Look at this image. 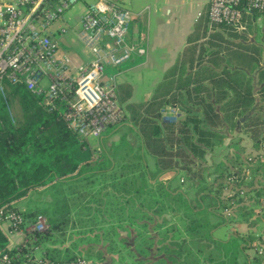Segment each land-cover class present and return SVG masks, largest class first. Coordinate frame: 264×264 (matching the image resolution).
<instances>
[{"label": "trees", "instance_id": "obj_1", "mask_svg": "<svg viewBox=\"0 0 264 264\" xmlns=\"http://www.w3.org/2000/svg\"><path fill=\"white\" fill-rule=\"evenodd\" d=\"M55 1L50 0L47 6L52 7ZM263 11H243L241 28L219 23L209 29L207 13L201 16L188 44L163 72L148 99L132 101L131 87L118 84L123 122L139 138L137 153L128 156L127 161L118 160V144H111L110 152L103 148L100 155L87 139L78 136L62 114L63 104L52 107L23 84L4 81L5 99L0 95V207L22 216L17 230L23 233L20 242L9 246L0 225V252L10 256L4 264H26L28 257L35 255L34 249L42 257L57 260L83 255H61L57 248L45 246L42 241L53 231L74 224L72 202L67 194L79 193L96 175L109 179L95 188L96 193L109 186L106 193H122L127 201L147 193L151 199L148 204L152 203L157 212L165 197H169L172 209L171 203L180 205V191L170 189L166 184L169 178L162 176L182 171L194 181L193 186L196 184L197 194L203 192L213 198V206L208 209L189 207L182 200V206L193 215L184 213L183 220L189 221L185 230L212 229L216 223L204 219L210 213L227 223L247 222L250 226L260 221L264 226V185L246 179L258 171L264 176V158L260 153L247 157V167L240 164L238 156L230 154L227 157L233 167L222 161L215 163L211 171H207L208 166H192L196 158L204 157L207 149L222 145L225 134L219 128L231 130L238 125L239 118V130L247 135L252 147H264V55L260 44L248 38L253 22ZM173 106L179 109L180 116L174 121L161 120V110ZM145 152L153 157V170L147 168ZM204 171L213 175L209 184ZM152 179L151 187H147ZM230 182V192L223 194ZM38 188L50 197L45 206L22 210L12 204ZM89 193L94 195L91 190ZM80 206L77 219L83 217L87 208ZM202 209L208 213L202 214ZM37 214H42L47 224L42 231L29 229ZM261 233L248 231L231 237L226 243V264H239V253L247 247L254 248L248 264H264V247L261 253L257 251L264 244ZM205 240L212 239L205 236ZM240 243H244L242 247ZM84 256H89V252Z\"/></svg>", "mask_w": 264, "mask_h": 264}, {"label": "built area", "instance_id": "obj_2", "mask_svg": "<svg viewBox=\"0 0 264 264\" xmlns=\"http://www.w3.org/2000/svg\"><path fill=\"white\" fill-rule=\"evenodd\" d=\"M77 1L56 0L48 7L50 0H11L0 6V95L5 99L4 81L21 83L41 95L45 104H63L62 114L78 136L100 138L107 129L123 123L115 70L134 54L144 55L146 49L140 40L128 37L133 18L129 9L110 0H91L77 28V37L90 58L75 65L51 30ZM253 9L263 10L264 0H208V27L225 23L241 28L242 12ZM68 26H58L57 30L66 33ZM179 116L175 106L161 110V120L174 121ZM0 222L6 231H15L22 216L0 207ZM46 227L44 216L37 214L29 229L42 231ZM261 236L264 240V230ZM263 247L257 251L261 253ZM9 261L8 253L0 252V264ZM26 264L92 263L84 255L61 260L31 255Z\"/></svg>", "mask_w": 264, "mask_h": 264}, {"label": "crops", "instance_id": "obj_3", "mask_svg": "<svg viewBox=\"0 0 264 264\" xmlns=\"http://www.w3.org/2000/svg\"><path fill=\"white\" fill-rule=\"evenodd\" d=\"M89 1H85V7ZM110 1L120 7L129 9L132 12L133 18L130 24L128 37L132 40H140L141 44L146 49V53L144 55L134 54L127 62H125L126 64H124L123 66L121 65L115 70L117 84L126 83L131 87V100L133 94V86L131 84L129 73L139 71L142 66L148 61L147 49L150 44L151 6H153V17L155 22L152 42L155 45L159 44L160 50L163 51L164 54H170L169 58L167 56L164 57L167 58L165 59V69H168L175 62L176 58L183 50V48L188 44V38L193 34L198 19L207 13L208 0ZM5 2H7V0H0V6ZM80 17L81 16H79V18ZM66 23L69 24L67 20L64 19L63 14V18L61 20H58L51 30V32L57 37L59 45V40L63 41V43L67 45L71 44H69L68 40H64L63 37L70 30H73L77 35V28L70 24L66 33L61 34L57 30L58 26H63ZM207 28H209L208 24ZM60 49L71 56L72 62L75 65H83L90 58H79L75 56L73 52H69L68 50L63 49L61 46ZM142 57H144V60H142ZM107 71L110 70L108 69ZM150 95L151 94H145L143 99L141 100L148 99ZM240 122L241 119L239 118L238 125L231 130H227L228 132L235 130L239 132V135L247 137V135L239 130ZM128 126L131 128L130 125ZM131 129L133 130L132 133L137 136L134 129ZM227 130H222L225 136L223 138L222 145L219 147H224L225 145V140L229 135ZM114 133L115 132L112 129L107 135L112 137L114 136ZM107 135L105 136L103 134L100 137V141L102 142L103 138L108 137ZM219 147H216L213 150L207 149L204 153V157L202 159L196 158L195 162L197 159H206L208 154L217 151ZM261 149V153L263 154L261 156L262 158H264V148ZM152 159L153 157H145L146 165L149 170H153L154 168ZM172 177L173 176L170 175L169 172H167L162 176V179H171ZM259 178L261 179V181H264V177L261 173H259ZM153 182L154 179L150 180L147 187H151L150 184H152ZM106 189L110 191V188L108 186L107 188H102V192L98 191V193H96L95 189L93 188L92 192L94 193V195L91 196V193H89V197H91L84 204L87 206V208L83 210L82 215L83 218L88 220L110 218L118 219L120 221L131 220L133 222H136L134 223L135 225H131L129 227V230L127 231L128 234L125 236L126 240L124 239V243L122 240L120 241V248L118 249V253H120V256L117 258L118 255L116 254V262L124 261V247L128 248V251L126 252H129L130 254V264H226L227 256L229 253V247L226 245V243L230 240V238L235 237L236 233L244 234L248 231L255 232V228L251 225L249 226L247 222L227 223L226 221H221L220 223H217V214H209L205 216L204 219L210 221L211 223H216V225L212 229H198L196 231H187L184 229L181 230V234L177 235L176 238L173 237L171 232L164 231L162 243H160L158 240L159 232L150 228V225H153L154 221L157 218L165 217L166 214L163 212L161 215H159L154 211V206L152 205V203L148 204V202L150 203L151 199L148 198L147 193L142 194L141 197H131V199L127 201V199L123 197L122 193L114 191V196H112L111 192L109 193L108 191L106 193ZM17 200L12 202V204L16 207H18L16 204ZM5 226V224L2 225L4 231L7 234L9 246H13L16 243L20 242L23 236L22 231H6ZM205 236H210L212 240H205ZM180 238H185V241L181 242ZM196 238H201V240H195ZM243 244L244 243H240V247H242ZM253 251V247H247L243 249L238 256L239 264H248L249 257L253 254Z\"/></svg>", "mask_w": 264, "mask_h": 264}, {"label": "rangeland", "instance_id": "obj_4", "mask_svg": "<svg viewBox=\"0 0 264 264\" xmlns=\"http://www.w3.org/2000/svg\"><path fill=\"white\" fill-rule=\"evenodd\" d=\"M85 1L89 0H78L71 9L65 11L64 19L70 25L78 28V18L85 10ZM150 44L147 51V63H145L142 68L137 72H130V80L133 86V94L131 100L138 101L143 99L145 94H151L154 85L160 80L165 69V59L164 57H170V54L163 53L160 50L159 44H153L152 35L154 31V15H153V6H151L150 10ZM157 14V13H156ZM63 23V22H62ZM67 24V23H66ZM64 40H68L70 45L63 43L60 41V46L68 50L69 52H73V54L79 58H89L90 53L87 48L83 45V43L79 40L76 33L73 30H70L65 34ZM248 38L260 44L262 47V52L264 55V11L263 13L255 19L253 22L252 32L248 34ZM144 60V57H142ZM126 64L123 63L122 66ZM163 68V69H162ZM165 69V70H164ZM108 70V69H107ZM113 71L112 69H109ZM164 70V71H163ZM118 79V78H117ZM16 109V108H15ZM14 109V110H15ZM128 123H121L120 125L115 126L114 128L107 129L104 133L106 136L112 129L115 132L114 136L106 137L100 141V138L89 137L88 143L98 149L97 152L102 155L101 150L106 148L108 152L111 144H118V152L117 158L119 161H127L128 156L137 153V147L139 144L138 136H135L132 133V129L128 126ZM223 131H226L227 128L222 126ZM228 132V130H227ZM228 138L225 140L224 147H219L217 151L212 152L207 155L204 160H196V162L192 165L193 167H197L199 164L203 167L209 168L207 171H211L213 165L218 162H225L229 164L231 167V162L228 160L227 154L232 156H238L240 164L247 167V157L252 156L254 154L261 153L262 149H254L251 145L250 140L246 136L239 135V132L233 130L228 132ZM125 140V142H124ZM127 142V143H126ZM130 146V147H129ZM264 148V147H263ZM249 149V150H248ZM145 157H151L148 153H144ZM99 157V156H98ZM101 158V157H100ZM153 160V159H152ZM153 162V161H152ZM238 164V163H237ZM236 164V165H237ZM239 164V166H240ZM255 164V163H254ZM154 167V164H153ZM246 171L248 168H245ZM204 171L203 175L206 178L205 182L209 184L212 180L213 175L209 172ZM248 172V171H247ZM259 172H255L254 177L248 176L247 180H253L254 183H260L264 185V181H261L259 178ZM173 174V173H172ZM170 174V175H172ZM249 175V173H248ZM173 177L168 180L169 188L180 191L178 203L181 205H174L175 203H171L174 206V209L171 208L169 201L167 200L169 197H165L163 199L164 205L161 206V209L157 211V214L161 215L163 212L166 214L165 217H159L154 221L153 225H150L155 231H158L159 242L162 243V237L164 231H169L176 238L177 235L181 234V230H184V226L189 223V221L185 222L183 219L185 215L193 216L191 211L186 210L182 204V200L187 202L189 207L193 208H205L208 209L209 206H213V198L207 195H204L203 192H195L196 184L194 181L187 178L184 175V172L180 171L177 174L172 175ZM264 177V176H263ZM91 181L85 183L82 186V189L79 193L74 192L73 194H67L68 198L72 202L71 205V216L74 218V224L67 225L64 229L59 231H53L50 233L44 240L42 244L45 246L57 248L61 255H73V254H87L89 252L88 257L91 260L92 264H130V254L128 248L123 247V262H116V254L117 258L120 256L118 253V249L120 248V241L122 240L124 243V239L126 240L127 231L131 225H135L131 220L120 221L118 219H93L86 220L85 218L77 219L80 214H77V210H79L78 205L80 204L84 206L87 200L90 198L87 193L89 190L93 191V188L101 187L103 183H107L109 181L108 178H102L100 175L92 176ZM230 181V178H228ZM231 182L228 187L223 190V194H228L230 192ZM175 190V191H176ZM102 192V191H101ZM157 195V192H155ZM200 196V198H199ZM50 200L49 195L44 192L42 188H38L35 191H31L27 196L19 198L16 202L19 209H34L37 207H43L47 204V201ZM183 205V206H182ZM230 211V210H229ZM261 212V211H260ZM185 213V215H184ZM208 213L202 209V214ZM225 213L227 211L225 210ZM214 214V213H210ZM83 216V215H81ZM107 216V215H106ZM98 217V216H97ZM218 218L217 223L221 222V219ZM85 219V220H84ZM81 220V222H78ZM46 222V221H45ZM216 225V224H215ZM255 228V232L259 233L264 230V226L260 221H257L253 225ZM187 230V229H186ZM122 235V236H120ZM124 236V237H123ZM35 250V255H40V251ZM126 261V262H125Z\"/></svg>", "mask_w": 264, "mask_h": 264}, {"label": "water", "instance_id": "obj_5", "mask_svg": "<svg viewBox=\"0 0 264 264\" xmlns=\"http://www.w3.org/2000/svg\"><path fill=\"white\" fill-rule=\"evenodd\" d=\"M11 0H7V2H10Z\"/></svg>", "mask_w": 264, "mask_h": 264}]
</instances>
